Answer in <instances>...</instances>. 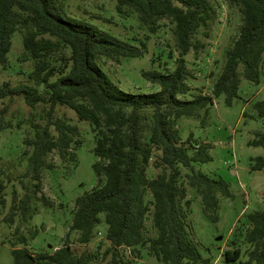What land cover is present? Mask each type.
Segmentation results:
<instances>
[{"label": "trees", "instance_id": "1", "mask_svg": "<svg viewBox=\"0 0 264 264\" xmlns=\"http://www.w3.org/2000/svg\"><path fill=\"white\" fill-rule=\"evenodd\" d=\"M239 8L242 23L238 35L225 49V60L216 77L211 94L189 92L186 54L204 47L202 37L208 36L207 28L213 18L210 0H116L115 9L125 13L132 8L140 20L152 24L167 17L174 23V37L178 49L171 70H144L146 80L158 85L154 92L132 93L118 87L98 64V57L112 60L119 57H141V46L131 44L85 21L65 17L56 0H0V65H7L8 53L14 32L21 29L24 51L33 60L31 83L0 85V99L22 96L34 108L43 104L44 124H32L33 136L25 139L29 151L24 150L27 170L21 178L23 195L13 190L6 223H13L16 216L27 221L33 212L32 201L50 202L42 191V172L46 156L55 153L61 159L75 161L73 147L82 144L77 125L55 115L57 105L72 109L79 120L89 123L94 133L93 152L97 160L92 164L99 185L83 192L74 201L65 243L54 250H29L27 238L17 233L16 240L22 247L11 249L12 264H89L96 256L90 250H73L67 243L71 231H77V241H91L95 226L106 224L105 237L111 244L109 264H132L119 248L137 246L146 242L145 219L149 205L145 193L152 195V220L157 235L149 239L148 251L162 264H204L198 246L187 229L186 188L180 183V166L190 168L187 183L200 194L204 211L217 219L219 195L232 197L229 184L222 177H211L197 171L192 164L211 160L208 145L199 144L190 154L188 141L180 142L177 119L198 116L207 111L213 99L220 96L226 104L238 97L240 77L257 84L264 55V0H225ZM153 28V27H151ZM257 114L264 117V99L253 104ZM150 111V131L144 139V112ZM6 107L0 110V130L8 128ZM206 114V113H205ZM206 116H202L204 122ZM250 146L264 148V132L248 141ZM152 157L163 172L153 178L147 176ZM252 170H264V155L254 158ZM9 180V178H8ZM6 181L0 178V211L5 206ZM250 229L248 241L255 243L249 260L264 264V211L248 214ZM14 243V242H13ZM238 250H224L227 262L234 261Z\"/></svg>", "mask_w": 264, "mask_h": 264}, {"label": "rangeland", "instance_id": "2", "mask_svg": "<svg viewBox=\"0 0 264 264\" xmlns=\"http://www.w3.org/2000/svg\"><path fill=\"white\" fill-rule=\"evenodd\" d=\"M213 18L208 24V36L202 37L204 47L195 52L190 50L185 58L190 77L187 83L190 90L180 96L189 99L194 93L211 94L212 85L225 60V49L236 38L242 23V14L238 7L225 0H210ZM63 16L85 21L99 29L105 30L131 44L144 47L141 57H119L112 60L105 56L97 61L103 71L121 89L137 92H154L158 85L149 82L142 75L144 70L164 72L174 67L178 49L174 37V23L167 17L158 18L152 24H146L139 18L138 12L127 8L120 14L115 9L116 0H56ZM153 27V28H151ZM23 32L18 29L12 36V45L8 53L6 66L0 65V85L8 81L11 85L31 83L30 73L33 60L24 51ZM238 97L228 105L223 97L213 99L207 111H200L198 116H182L177 119L180 142L188 141L189 153L192 154L199 144L208 145L211 160L192 164L197 171L211 177H222L229 184L232 197L219 195L217 219L213 220L204 209L198 191L187 183L186 175L190 168L180 166V183L186 188L187 229L189 236L196 243L203 257L204 264H257L249 260V253L255 243L248 241L250 229L248 214L264 211V170H252L254 158L264 155V148L250 146L248 141L258 133L264 132V117L257 114L253 104L264 99V55L261 74L257 84L240 77ZM6 107L5 121L8 128L0 130V178L6 181L5 206L0 211V264H12L11 249L22 247L16 240L18 233L27 238L26 247L34 252L51 251L65 243L69 229L75 198L83 192L99 185L92 168L97 160L93 152L94 133L87 121L79 120L75 112L57 105L56 116L67 119L78 126L82 144L73 147L76 160L61 159L55 153H49L46 161L52 167L42 172V191L50 202L43 204L38 199L32 201L33 212L27 221L15 217L13 223H6L3 218L9 211L12 191L23 195V188L18 178L26 184L29 179L23 177L27 170L24 150L29 151L25 139L33 136L32 124L45 123L43 104L34 108L28 106L22 96L0 99V110ZM206 113V114H205ZM202 116H206L204 122ZM144 139L150 131V111L144 112ZM158 158L152 157L147 167V176L153 178L163 172V167L156 165ZM9 178V180H8ZM149 205L144 227L146 242L137 246L139 252L131 247L119 248L125 258L132 264H162L148 251L149 239L157 235L152 220V195L145 193ZM101 221L95 226L89 243L77 241L78 232L71 231L67 243L77 252L90 250L96 256L89 264H109L111 244L105 237L106 224ZM14 242V243H13ZM224 250H238V257L227 262ZM183 264H193L184 260Z\"/></svg>", "mask_w": 264, "mask_h": 264}]
</instances>
